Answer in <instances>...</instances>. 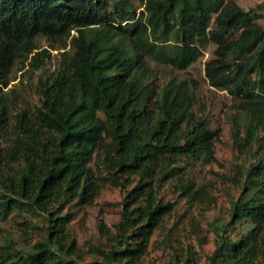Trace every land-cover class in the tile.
Instances as JSON below:
<instances>
[{"label":"trees","instance_id":"16d2710c","mask_svg":"<svg viewBox=\"0 0 264 264\" xmlns=\"http://www.w3.org/2000/svg\"><path fill=\"white\" fill-rule=\"evenodd\" d=\"M263 7L142 0L137 12L131 0H0V216L33 211L46 223L42 241L15 256L7 246L0 264H142L151 235L172 208L158 199V189L178 175L180 157L213 161L217 137L196 119L193 92L174 93L172 81L155 90L149 63L184 71L209 42L216 49L205 77L241 98L247 128L237 139L253 159L231 221L214 227L218 242L209 264H263L264 145L249 148L264 136ZM72 30L68 67L43 84L36 113L15 115L12 136L4 139L11 108L2 87L12 66L36 51L31 65L41 67L46 51H37V37ZM129 179L135 184L121 202L114 231L98 222L109 247H91L92 261L76 259L68 232L74 214L64 209L73 201L90 205L102 187H123ZM178 179L183 193L198 195ZM237 223L233 238L229 230Z\"/></svg>","mask_w":264,"mask_h":264},{"label":"rangeland","instance_id":"374dc122","mask_svg":"<svg viewBox=\"0 0 264 264\" xmlns=\"http://www.w3.org/2000/svg\"><path fill=\"white\" fill-rule=\"evenodd\" d=\"M131 1L139 12L142 0ZM231 1L244 11L264 6V0ZM259 14L258 23L264 27V9ZM75 34L72 30L59 38L37 37V51H46L39 68L31 65L36 51L14 63L7 75L8 84L2 87L11 108L4 139L12 136L15 115L20 111L36 113L43 84L50 82L59 71L66 70L75 50ZM215 49L216 45L209 42L197 61L184 71L149 63L155 90L172 81L174 93L185 89L193 92L196 119L204 120L210 130L217 132V137L213 139V161L189 162L184 156L180 157L174 165L180 168L178 175L164 181L158 189V199L171 204L172 208L151 235L142 264H171L176 259H179L178 264H184L185 260L188 264H209L218 242L214 227L231 221L232 203L243 193L245 172L253 161L246 145L237 139L246 137V119L241 98L210 86L205 77V64L215 57ZM261 135L258 143H252L249 148L257 151L259 144L264 145ZM178 178L191 183L198 195L183 193ZM134 184L129 179L123 187L105 185L90 205L79 207L73 201L64 209L63 213L74 214L68 232L76 240V259L92 261L96 255L91 253V247L104 250L109 247L107 238L98 230L99 219L114 231L121 216V202ZM45 226L43 217L33 211L15 210L0 216V254L7 246L12 248L14 256L25 254L43 240ZM238 226L239 223L234 224L229 230L233 238L237 236Z\"/></svg>","mask_w":264,"mask_h":264}]
</instances>
